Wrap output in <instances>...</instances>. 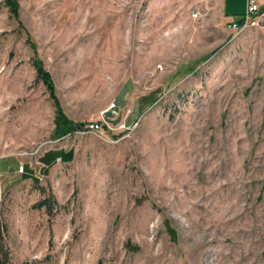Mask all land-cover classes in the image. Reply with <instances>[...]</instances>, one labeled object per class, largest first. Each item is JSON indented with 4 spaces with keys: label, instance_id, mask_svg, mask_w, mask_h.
<instances>
[{
    "label": "rangeland",
    "instance_id": "1",
    "mask_svg": "<svg viewBox=\"0 0 264 264\" xmlns=\"http://www.w3.org/2000/svg\"><path fill=\"white\" fill-rule=\"evenodd\" d=\"M16 1L14 19L0 0L11 264H264V26L224 21L244 3L221 19L211 0ZM33 58L79 130L53 135ZM56 147L42 176L37 154Z\"/></svg>",
    "mask_w": 264,
    "mask_h": 264
},
{
    "label": "trees",
    "instance_id": "2",
    "mask_svg": "<svg viewBox=\"0 0 264 264\" xmlns=\"http://www.w3.org/2000/svg\"><path fill=\"white\" fill-rule=\"evenodd\" d=\"M1 3L4 7L7 8V11L10 15L14 18H18V3L16 0H1ZM32 67L35 71L36 78L42 82L43 86L45 87L46 91L48 92V97L52 100L54 106V130L53 135L57 138H60L66 134L71 133L74 130H79L82 126L78 124H74L67 120L58 104V101L53 92V85L50 80V76L48 72L42 67V64L39 59L33 58L31 60ZM103 127H105L103 125ZM23 171V167H22ZM36 182V180L34 181ZM40 194L43 195L44 188L41 186H37ZM55 200L50 192H47L46 195H43L39 200H37L34 204H32V208L40 209L44 208V211L47 215L51 214V209ZM165 227L168 233L173 237L174 231L172 228L169 227L168 223L165 222ZM6 237H7V227L3 220L2 213L0 211V264H11L9 252L6 246ZM24 264V263H22Z\"/></svg>",
    "mask_w": 264,
    "mask_h": 264
},
{
    "label": "built area",
    "instance_id": "3",
    "mask_svg": "<svg viewBox=\"0 0 264 264\" xmlns=\"http://www.w3.org/2000/svg\"><path fill=\"white\" fill-rule=\"evenodd\" d=\"M209 0H199V3L204 7ZM193 16L197 15L196 12H192ZM264 26V8H261L257 0H244V9L237 19H230L227 22V27L234 33V35L244 31L247 28H254ZM110 128L105 125V122L94 121L87 125V128L93 132H100L103 128ZM22 170V164L20 165Z\"/></svg>",
    "mask_w": 264,
    "mask_h": 264
},
{
    "label": "crops",
    "instance_id": "4",
    "mask_svg": "<svg viewBox=\"0 0 264 264\" xmlns=\"http://www.w3.org/2000/svg\"><path fill=\"white\" fill-rule=\"evenodd\" d=\"M211 1L212 3L219 4L221 19H223L224 18L223 16H226L227 13L232 14L234 12L233 7H235L236 3L240 4L241 8H242V4L244 3V0H211ZM257 1L260 7L264 8V0H257ZM224 21L227 25L228 20L224 19ZM1 157L2 156H0V158ZM57 162H58V147L49 149L48 151L43 150L39 152L36 157L37 168H40V172L42 173V176H45L46 172L50 170L53 167V165ZM20 173L22 174H20L19 177H24L25 181H30V182L35 181L33 170L29 164H27L25 170Z\"/></svg>",
    "mask_w": 264,
    "mask_h": 264
},
{
    "label": "water",
    "instance_id": "5",
    "mask_svg": "<svg viewBox=\"0 0 264 264\" xmlns=\"http://www.w3.org/2000/svg\"><path fill=\"white\" fill-rule=\"evenodd\" d=\"M79 126H81V124H79Z\"/></svg>",
    "mask_w": 264,
    "mask_h": 264
}]
</instances>
